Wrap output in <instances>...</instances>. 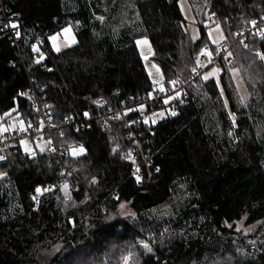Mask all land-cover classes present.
<instances>
[{
	"label": "trees",
	"instance_id": "16d2710c",
	"mask_svg": "<svg viewBox=\"0 0 264 264\" xmlns=\"http://www.w3.org/2000/svg\"><path fill=\"white\" fill-rule=\"evenodd\" d=\"M2 1L3 124L12 118L23 127L40 124L31 98L35 87L57 127V144L70 151L80 145L85 153L70 158L79 179L65 200L60 188L46 191L61 179L50 150L30 155L18 142L6 148L0 160V173H6L0 175V264H68L69 257L72 264H123L129 249L130 264H264V239L236 230L242 220L264 228V60L257 55L264 53V39L233 47L220 76L226 100L214 79L186 87L179 99L184 103L170 108L177 115L157 122L148 136L153 171H159L139 186L123 122L92 118L91 130L79 132L66 122L100 117L154 91L138 38L151 41L164 86L172 78L188 79L203 49H213L205 20L197 15L200 39L194 42L178 0ZM205 1L227 39L264 18V0ZM13 16L18 28L11 33L3 21ZM68 24L75 25L77 44L55 52L49 38ZM39 53L44 58L36 63ZM233 69L249 89L245 104L230 80ZM40 187L44 193L36 201ZM122 203L131 211L127 218L118 216ZM146 235L155 238L151 252L136 246ZM53 249L50 260L38 258Z\"/></svg>",
	"mask_w": 264,
	"mask_h": 264
},
{
	"label": "built area",
	"instance_id": "2783aa9c",
	"mask_svg": "<svg viewBox=\"0 0 264 264\" xmlns=\"http://www.w3.org/2000/svg\"><path fill=\"white\" fill-rule=\"evenodd\" d=\"M0 16L6 19V6L3 1L0 0ZM212 20L218 22V18L212 16ZM256 24L252 23L250 26L245 28L243 31L234 35L232 39H225L218 46L212 47V55L210 58V64L208 66H202V63L206 61L207 57L201 52L198 56V64L195 65L191 71L188 79L181 81L178 78H172L168 86H164V91H152L151 93L141 96L139 98L133 99L131 101H122L119 106L110 108L105 115L100 117H85L80 121H70L66 122L68 125L72 126L75 132H79L87 126L88 130H91L89 122L93 119L102 120H113L123 122L126 129V138L130 143V150L128 152L129 159L132 162V171L136 183L139 186L150 182L155 171H153V160L149 155V134L153 126L159 122L152 123V120L159 114V112L168 106V109L175 107L179 104L184 103L181 99L182 96H186V87L191 83L204 77L205 73L210 69L223 70L225 64L232 62V54L229 56L228 53L232 52L235 45H247L249 39L257 38L264 39V18L256 19ZM17 16L8 18L7 21H3V25L6 31L14 32L11 24H17ZM15 35V34H14ZM16 41V40H15ZM41 54H38V58H41ZM44 57V56H43ZM201 64V65H200ZM43 70L47 68L44 63L42 66ZM172 81H176L175 84ZM179 93V96H177ZM31 98L35 110L40 116V124L31 125L29 127H24L22 129H11L10 131L0 134V156H4L6 148L10 144L18 142L19 144L27 143L28 145H35V148H31L29 151L30 155H35L37 153L36 144L42 142H48L49 150L53 154L55 161L60 165L61 168V179L56 186H49L46 191H54L58 188L67 187L69 188L72 182L78 180V176L70 160L71 151L65 147H61L57 144L54 134L57 130L56 125L53 122L51 113L46 105L41 101L42 98L38 96V92L33 88L31 91ZM171 97V99H169ZM168 100V103H164V100ZM99 105L106 107L107 103L104 99L99 100ZM141 105H144L141 108ZM156 114V115H153ZM145 120L148 122L145 123ZM107 122L104 123V127ZM47 140V141H46ZM80 147V145H77ZM137 177H140L139 182ZM93 185V183L91 182ZM41 191L37 193L35 200L38 201L41 194L44 193L43 189L40 187ZM117 199V195L114 197ZM103 209L106 206H102ZM143 242L147 243L151 248H155V238L153 235L144 236L142 238ZM153 248V249H154Z\"/></svg>",
	"mask_w": 264,
	"mask_h": 264
},
{
	"label": "rangeland",
	"instance_id": "374dc122",
	"mask_svg": "<svg viewBox=\"0 0 264 264\" xmlns=\"http://www.w3.org/2000/svg\"><path fill=\"white\" fill-rule=\"evenodd\" d=\"M179 2V7L180 10L186 20L187 23V29L188 32L190 34L191 40L192 41H197L198 39H200V29H199V25L198 22H200V19L198 18L197 15H200L201 21H204V27L206 28V32H207V37L209 42L211 43V45L213 47L218 46V44H220L222 41H224L226 39V35L223 29V26L212 20L211 15L208 13V7L206 4L205 0H191V2L193 3V7L196 11L193 10L192 5L190 0H178ZM65 28H70L71 29V33H73V31L75 30V25L73 24H68L67 26H65L64 28H62L60 31H58L57 33L59 34V38L63 40V36H62V32L63 29ZM55 33V34H57ZM55 34L51 35L54 36ZM211 34V35H209ZM223 37V39L221 38ZM147 39L148 43L147 44H140L137 45V48L139 50V53L141 55V58L143 60L145 69L151 79V82L154 85V91H161V87H163L164 89V81H165V76L164 73L162 71V68L160 67V65L153 59L154 57V48L153 45L151 43V41L149 40V38L147 37H141L138 38L136 41L138 40H144ZM213 40H216L217 43H213ZM60 49H66L68 47V44L63 40L60 41ZM207 52H211V50H209L208 48H204L202 53L207 57L206 61L202 63V66H208L210 64V57L206 54ZM212 54V52H211ZM144 57H147V59H145ZM155 65V67H154ZM201 65V64H200ZM157 69H159V71H157ZM215 68L208 70L204 77L206 75H208L209 73L213 72ZM218 70V69H215ZM223 70H218L215 72V75L209 76L208 79H204V82L209 80V79H214L220 87L221 93L223 98L226 100L225 97V93L224 90L222 89L221 85H220V76L222 75ZM151 73V75H150ZM233 88L235 90V94L237 97V100L241 103V104H245L249 98L251 97L250 93H249V89L246 85V83L242 80V78L240 77V74L238 73V71L236 72H232V76L230 78ZM243 98V99H242ZM171 112H173V110H171L170 108H164L162 109L159 114L155 117V120H162L165 119L169 116H173L171 115ZM160 113H163V117L160 116ZM7 115H1L0 114V133H4L7 131H10L11 129H22L24 128L21 122H16V119L12 118L11 119V124L8 126L6 124H3V119L4 117H6ZM233 116L235 117L234 114L231 113V118L233 120ZM2 129H7V131H3ZM47 141V140H46ZM36 148L39 151H47L49 150V145L48 142H42L39 144H36ZM80 147H73L71 149V156L75 157L81 154L85 153V150L83 152L79 151ZM1 177V176H0ZM61 194L63 195V198L65 200H70L72 198V191L70 188L67 187H63L60 189ZM125 205V207L123 209L119 208V214L118 216L123 217V218H127L130 214L131 211L128 208V205L123 203ZM236 230L239 232H242V234L244 235H251V234H256V239H264V228H260L257 227V225H253V226H248L245 224V220H242L240 222H238L236 224ZM148 236V235H146ZM141 241H143L142 239L137 241L136 246H139L143 249H145L143 247V244L141 243ZM250 244H253L254 241L250 240L249 241ZM146 250V249H145ZM131 250L129 249L124 260H123V264H130L131 261L133 260L134 255L130 252ZM147 251V250H146ZM56 253V249L53 250H48V251H44L41 252L38 256V258L41 261H48L50 260Z\"/></svg>",
	"mask_w": 264,
	"mask_h": 264
},
{
	"label": "snow or ice",
	"instance_id": "6c2138e0",
	"mask_svg": "<svg viewBox=\"0 0 264 264\" xmlns=\"http://www.w3.org/2000/svg\"><path fill=\"white\" fill-rule=\"evenodd\" d=\"M99 19H103V17H100ZM251 23H252L253 25H255V24H256V21H252ZM11 27H12L13 29H16V28H18V25L15 24V23H13V24H11ZM63 32H64L65 34H68V33L71 32V29H70V28H65V29H63ZM57 35H59V34H57ZM209 35H211V34H209ZM262 35H264V33H262ZM16 36L19 38V36H20V32H19V31L16 32ZM56 38H57L56 36H52L50 39L53 41V47H54V49H55L57 52H59V51H60V48H59L58 46H56V43H55ZM221 38L223 39V37H221ZM75 42H76V41H75V38L73 37L72 40H71V43H75ZM136 43H137L138 45H140V44H147L148 41H147V39H144V40H138V41H136ZM213 43H217V41H216V40H213ZM245 47H247V45H245ZM36 50L38 51V49H36ZM206 54L211 58V55H212L211 52H207V51H206ZM228 55L230 56L231 53H228ZM257 55H258L259 59L264 60V53H259V52H257ZM43 58H44V57H43V54H41V58L38 59V60L36 61V63H40L41 60H42ZM144 58L147 59V57H144ZM210 62H211V61H210ZM154 67H155V65H154ZM157 71H159V69H157ZM216 71H218V70H215V69H214L213 72H211V73H209L208 75H206V76L204 77V79H208L209 76L215 75V72H216ZM233 71L236 72V71H238V70L233 69ZM150 75H151V73H150ZM172 83L175 84L176 81H172ZM160 90H161V91H164L163 87H161ZM221 91H222V90H221ZM20 95H24V93H20ZM177 96H179V93H177ZM169 99H171V97H170ZM242 99H243V98H242ZM164 103H168V100H167V99L164 100ZM225 103H226V102H225ZM143 107H144V105H141V108H143ZM5 115H7V113H6ZM84 115L87 116L88 113H84ZM153 115H156V114H153ZM171 115L175 116V115H177V113L173 111V112H171ZM160 116L163 117V113H160ZM147 122H148V121L145 120V123H147ZM152 123H153V124L156 123V120L153 119V120H152ZM233 123H235V117H234V116H233ZM2 130H3V131H7V129H2ZM25 150H26V151H31V150L28 149L27 147L25 148ZM79 151H80V152H83V151H84L83 146L80 147ZM4 159H6V157H4V156H0V160H4ZM157 171H159V169H157ZM5 174H6V173H0V175H5ZM139 179H140V177H137V181H138V182H139ZM36 191H37V193H39V192L41 191V189H40V188H37ZM33 199H35V197H33ZM124 207H125V205L122 203V204L120 205V208L123 209ZM141 243L143 244V247H144L148 252H151V251H152V248H151L147 243H145V242H143V241H141ZM73 255H75V254H73ZM68 264H72L71 257H69V259H68Z\"/></svg>",
	"mask_w": 264,
	"mask_h": 264
},
{
	"label": "crops",
	"instance_id": "0c3cea01",
	"mask_svg": "<svg viewBox=\"0 0 264 264\" xmlns=\"http://www.w3.org/2000/svg\"><path fill=\"white\" fill-rule=\"evenodd\" d=\"M58 34V33H57ZM57 34H55L54 36H56L57 38H56V41H55V43H56V46H60V41H65L67 44H68V47L67 48H69V47H73L74 45H76L77 44V38H76V35H75V30L73 31V33H68V34H65L64 32H62V36H63V40L62 39H60L59 38V35H57ZM52 37V36H51ZM50 37V38H51ZM75 38V43H71V40H72V38ZM49 38V41H50V45H51V47H52V49L55 51V52H57L55 49H54V47H53V41L51 40ZM60 48V47H59ZM63 49H60V51H62ZM59 51V52H60ZM21 146H22V149L24 150V152L25 153H29V151H26L25 150V148L27 147L28 149H31V148H35V145H28L27 143H23V144H21Z\"/></svg>",
	"mask_w": 264,
	"mask_h": 264
}]
</instances>
